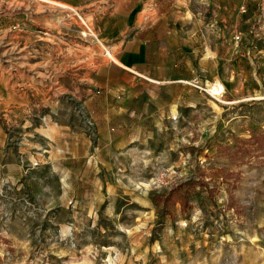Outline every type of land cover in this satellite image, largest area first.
Here are the masks:
<instances>
[{"label":"rangeland","instance_id":"1","mask_svg":"<svg viewBox=\"0 0 264 264\" xmlns=\"http://www.w3.org/2000/svg\"><path fill=\"white\" fill-rule=\"evenodd\" d=\"M62 1L48 2L76 15L81 27L69 25L71 36L94 40L85 7L101 15L112 0ZM31 4L2 0L0 17ZM190 11L216 52L178 80L185 102L172 121L176 136L155 133L147 153L98 170L114 187L102 185L110 200L92 219L82 213L88 204L72 198L45 212L0 196V264H264V146L254 141L264 139V0H192ZM114 96L124 100L120 91ZM73 108L95 135L93 117ZM131 118L109 133L149 124ZM88 192L78 187L72 196L83 201Z\"/></svg>","mask_w":264,"mask_h":264},{"label":"crops","instance_id":"2","mask_svg":"<svg viewBox=\"0 0 264 264\" xmlns=\"http://www.w3.org/2000/svg\"><path fill=\"white\" fill-rule=\"evenodd\" d=\"M48 1L31 0V9L0 17V196L45 212L72 198L88 204L82 213L92 219L110 200L102 185L114 187L97 171L147 153L155 133L176 136L172 121L185 102L178 80L216 51L209 34H199L192 0H112L101 15L91 4L84 15L96 35L79 41L68 27H81L75 14ZM95 89L110 92L98 97ZM117 91L123 101L115 100ZM74 103L93 117L95 135ZM133 116L149 124L109 133ZM78 187L89 190L83 201L72 196ZM113 209L104 214L114 216Z\"/></svg>","mask_w":264,"mask_h":264},{"label":"trees","instance_id":"3","mask_svg":"<svg viewBox=\"0 0 264 264\" xmlns=\"http://www.w3.org/2000/svg\"><path fill=\"white\" fill-rule=\"evenodd\" d=\"M254 141L258 145L257 146L258 148H263V146H264V139H257L256 138Z\"/></svg>","mask_w":264,"mask_h":264},{"label":"bare ground","instance_id":"4","mask_svg":"<svg viewBox=\"0 0 264 264\" xmlns=\"http://www.w3.org/2000/svg\"><path fill=\"white\" fill-rule=\"evenodd\" d=\"M219 85V84H218ZM217 85V86H218ZM220 86V85H219ZM221 90V86L218 88V87H214V89L212 90L213 92H215V94H218Z\"/></svg>","mask_w":264,"mask_h":264},{"label":"built area","instance_id":"5","mask_svg":"<svg viewBox=\"0 0 264 264\" xmlns=\"http://www.w3.org/2000/svg\"><path fill=\"white\" fill-rule=\"evenodd\" d=\"M15 27L19 28V25H16Z\"/></svg>","mask_w":264,"mask_h":264}]
</instances>
